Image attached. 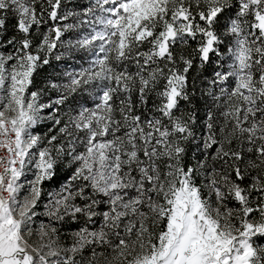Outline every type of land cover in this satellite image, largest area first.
Here are the masks:
<instances>
[{
  "label": "snow or ice",
  "instance_id": "obj_1",
  "mask_svg": "<svg viewBox=\"0 0 264 264\" xmlns=\"http://www.w3.org/2000/svg\"><path fill=\"white\" fill-rule=\"evenodd\" d=\"M0 264H264V0H0Z\"/></svg>",
  "mask_w": 264,
  "mask_h": 264
},
{
  "label": "trees",
  "instance_id": "obj_2",
  "mask_svg": "<svg viewBox=\"0 0 264 264\" xmlns=\"http://www.w3.org/2000/svg\"><path fill=\"white\" fill-rule=\"evenodd\" d=\"M88 3H89V0H73L74 5H87ZM76 10L79 11V8H77ZM68 23H76V20L70 19ZM11 34H12V29H11V24H10L8 35L10 36ZM75 38H76L75 33H69V34H66L65 36V39L74 40ZM61 52H64L65 55L60 61H57L55 59V55H58ZM81 56H86V54L83 53L82 51H75V50H73L69 54L65 52V49L63 48L54 50V53L52 57L50 58V64L45 66L40 71V74L37 77V81L40 84V86H43V82H46L49 79L56 80V81L63 80L65 78L64 73L66 71H71V68L74 65H77V70H79L81 66L87 67L86 60L80 59ZM49 96H52L54 98L55 93H48L45 96V101H47ZM50 126H51V121L45 120L44 122L36 126L34 133L39 134L41 136H45L46 134H49ZM68 174H69V170L64 166H61L59 169V172L57 173V178H54L53 180L44 181L41 185V188H42L41 201L44 199L43 197H46L47 195H49V193L55 194V193L60 192L61 186L65 183V180L63 179V177L67 176ZM53 226L60 229V242L62 243V245L63 246L69 245L71 243L69 240L70 234H73V232L75 231V226L72 225L71 222L55 223Z\"/></svg>",
  "mask_w": 264,
  "mask_h": 264
},
{
  "label": "rangeland",
  "instance_id": "obj_3",
  "mask_svg": "<svg viewBox=\"0 0 264 264\" xmlns=\"http://www.w3.org/2000/svg\"><path fill=\"white\" fill-rule=\"evenodd\" d=\"M72 70H77V65L72 66L71 71ZM33 172H34V169L29 170L28 171V175H27L26 178L29 179V180L33 179L34 178ZM24 182H26V181H24ZM43 198L45 200L44 199L42 201L40 200V202L38 204V207L36 209L37 217L34 218V223L32 224V229H33V232H34V235H33L32 239L36 243H39L38 233H39V231L41 229V225L42 224L48 225L50 223V218L46 214L47 213V209L45 208V205H47L49 203L50 196L47 195L46 197H43ZM71 236H72V234H70V239H69L70 242H71Z\"/></svg>",
  "mask_w": 264,
  "mask_h": 264
},
{
  "label": "built area",
  "instance_id": "obj_4",
  "mask_svg": "<svg viewBox=\"0 0 264 264\" xmlns=\"http://www.w3.org/2000/svg\"><path fill=\"white\" fill-rule=\"evenodd\" d=\"M28 171H29V170H28V169H26V177H27V175H28ZM21 179H22V182H24V181H25V177H22Z\"/></svg>",
  "mask_w": 264,
  "mask_h": 264
}]
</instances>
